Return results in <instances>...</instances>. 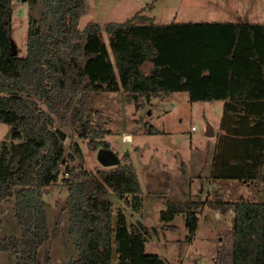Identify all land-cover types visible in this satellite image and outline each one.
<instances>
[{
  "label": "trees",
  "instance_id": "trees-1",
  "mask_svg": "<svg viewBox=\"0 0 264 264\" xmlns=\"http://www.w3.org/2000/svg\"><path fill=\"white\" fill-rule=\"evenodd\" d=\"M39 1L38 16L28 14L22 57L12 53V0H0V122L10 127L9 140H0V203L14 197L20 229V236L0 237V252L16 264H37V251L49 238L41 190L62 171L69 234L77 237L78 251L68 264H167L145 252L146 227L128 225L120 210L113 223L109 191L133 210L140 208L142 191L134 166L126 163L129 153L118 158L105 139L109 119L87 107L89 91L122 90L135 111L176 92H186L190 102L223 101L210 177L264 182V23H155L137 11L122 23L79 29L86 0H27L28 10ZM55 117H68L78 137L93 140L114 167L91 175L72 166L81 149L73 142L64 157L67 137ZM145 126L148 134L161 132ZM213 198L167 203L160 220L182 214L190 240L200 208L231 209L221 264H264V201Z\"/></svg>",
  "mask_w": 264,
  "mask_h": 264
},
{
  "label": "rangeland",
  "instance_id": "rangeland-1",
  "mask_svg": "<svg viewBox=\"0 0 264 264\" xmlns=\"http://www.w3.org/2000/svg\"><path fill=\"white\" fill-rule=\"evenodd\" d=\"M78 28L90 22L122 23L137 11L152 17L155 23L180 21H226L233 23H264V0H86ZM40 1L31 11L27 0H12V44L20 56L26 55L28 14L37 17ZM102 40L108 45V35L102 32ZM149 64L143 65L146 69ZM186 92H176L135 111L127 103L125 93L89 91L87 107L103 113L109 119L105 139L112 152L122 158L125 152L136 169L142 191L140 208L133 210L109 191L113 204V223L117 211L126 217L127 224H142L148 229L145 243L147 254L158 255L167 264H221V247L230 242L231 209L221 210L206 205L198 210V226L188 239V230L182 214H176L170 222L160 220L167 203L187 200L214 202V195H221L225 202L243 198L253 202L264 201L262 179L252 183H240L234 179H214L209 176L208 162L212 148L205 135L207 123L216 126L222 115V102L198 101L187 103ZM56 127L66 134L64 157L73 142L80 149V159L71 163L80 166L91 175L97 169L109 170L114 165L102 166L98 161L99 148L93 140L80 139L68 117H55ZM151 123L159 133L148 134L144 124ZM194 127V129H192ZM10 127L0 122V140H9ZM123 135H130V142H123ZM212 151V150H211ZM209 153V152H208ZM78 169V168H77ZM185 173V174H184ZM62 171L55 184L42 188V197L48 220V240L37 251V264H68L78 257L77 237L69 234V216L65 210L67 189L61 183ZM189 195L192 198H189ZM196 198V199H195ZM14 197L0 203V237L20 236V229L13 214ZM226 248V247H225ZM229 250V248H228ZM115 263V259L113 260ZM0 264H16L9 253L0 252Z\"/></svg>",
  "mask_w": 264,
  "mask_h": 264
},
{
  "label": "crops",
  "instance_id": "crops-1",
  "mask_svg": "<svg viewBox=\"0 0 264 264\" xmlns=\"http://www.w3.org/2000/svg\"><path fill=\"white\" fill-rule=\"evenodd\" d=\"M149 67H150V64L148 65V67L146 68V69H144V71L145 72H148V69H149ZM165 98V97H164ZM189 101V99L188 98H186V99H183V100H181V103L182 102H185V103H187ZM218 102H222L221 104H222V108H223V105H224V102L223 101H218ZM189 103V102H188ZM183 104V103H182ZM220 118H221V116H220ZM220 118H219V120H218V122H217V124H216V126H215V128L213 127L212 128V133H213V135L212 136H210V138L208 139V140H210V142H211V145H212V148H211V150L210 149H207L208 151H207V153H206V155L207 154H210V159H209V162H208V166H210V169H212V162H213V156H214V152H215V148H216V140H217V137H218V135L220 134V133H223V132H220V130H219V122H220ZM150 125H152L151 123H149ZM206 137H209V136H206ZM132 140V139H131ZM130 140V141H131ZM130 141H128V142H130ZM209 152V153H208ZM130 158H131V156H130ZM132 164V163H131ZM133 165V164H132ZM136 170V169H135ZM209 176L208 177H210V174H211V170H209ZM137 174V173H136ZM185 174V173H184ZM138 177V176H137ZM139 180V179H138ZM241 183V182H240ZM142 195V194H141ZM189 198H192V196H190L189 195ZM196 199V198H195ZM187 201H199L200 202V200H191V199H189V200H187Z\"/></svg>",
  "mask_w": 264,
  "mask_h": 264
},
{
  "label": "water",
  "instance_id": "water-1",
  "mask_svg": "<svg viewBox=\"0 0 264 264\" xmlns=\"http://www.w3.org/2000/svg\"><path fill=\"white\" fill-rule=\"evenodd\" d=\"M12 53L16 54V50L14 49V46L12 44ZM205 135L206 136H212V127L207 123L206 128H205ZM98 161L102 166H107L108 165V157L104 155V153L99 152L98 153Z\"/></svg>",
  "mask_w": 264,
  "mask_h": 264
},
{
  "label": "built area",
  "instance_id": "built-area-1",
  "mask_svg": "<svg viewBox=\"0 0 264 264\" xmlns=\"http://www.w3.org/2000/svg\"><path fill=\"white\" fill-rule=\"evenodd\" d=\"M192 129H194V127H192ZM130 140H131L130 135H123V137H122V141H123V142H128V141H130Z\"/></svg>",
  "mask_w": 264,
  "mask_h": 264
}]
</instances>
